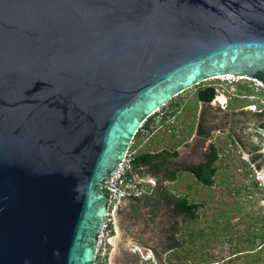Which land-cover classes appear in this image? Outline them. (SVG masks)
I'll return each mask as SVG.
<instances>
[{
  "label": "water",
  "instance_id": "95a60500",
  "mask_svg": "<svg viewBox=\"0 0 264 264\" xmlns=\"http://www.w3.org/2000/svg\"><path fill=\"white\" fill-rule=\"evenodd\" d=\"M224 73L264 84V0H0V264H93L107 181L139 124ZM215 92L196 89L193 135L226 128L264 173V110H221ZM206 141L127 160L154 184L114 197L109 264H137L129 244L166 264L185 198L161 181L198 182Z\"/></svg>",
  "mask_w": 264,
  "mask_h": 264
},
{
  "label": "rangeland",
  "instance_id": "374dc122",
  "mask_svg": "<svg viewBox=\"0 0 264 264\" xmlns=\"http://www.w3.org/2000/svg\"><path fill=\"white\" fill-rule=\"evenodd\" d=\"M209 79L200 81L197 85L190 86L170 98L180 106L183 102H189L191 112L184 111L182 108L181 116L176 112L173 118L168 122H163L152 132L149 130L148 133L133 138L135 146L138 145L136 151L175 150L182 143L188 142L194 127V112H197L198 109V102L193 97L194 88L209 83V81L214 82ZM221 85L213 98L216 101L211 100L213 106L218 108L223 105L226 95L231 97L226 101V105L231 108H239L250 101H253L256 106H260L259 98L255 96L261 98L262 96L257 89L244 85L243 87H246L247 90L239 88V93L247 94L240 98L237 93L235 95L228 91V84ZM248 93L253 96L249 97ZM222 95L224 99H221ZM229 136L228 133H216L212 139V142L220 148V157L216 163L218 173L213 177L214 182L210 188L196 183L190 174L182 171L177 173L174 181L164 184L171 193L186 194L189 201L198 203L195 220H190L183 213H179L173 226L174 230L171 232L177 245L162 252V257L165 258L167 264H177V261H183L185 264H246L244 259H247L248 253H239L234 256L232 253L252 249L257 244L255 241V244L248 246L245 230L252 231L262 223L255 221L254 216L256 213L264 216V192L252 185L255 182L252 170L248 169L247 161L241 159L242 150L239 151L238 144L231 143ZM147 183L150 185L147 186ZM151 184L153 185L154 182L142 180L139 193L149 194ZM108 198L107 192V213L105 215L108 212L111 213L110 237L114 235L112 217L114 199L109 201ZM219 211L224 212L223 217L227 218L229 227L226 230L209 231L208 228L214 227L211 224L221 228L222 218L213 222ZM245 212H250L252 216L246 217ZM127 247L134 249L138 257L137 264H140L142 256L138 249L131 244ZM111 248L112 246L108 243V252ZM259 250L254 251L255 261L264 263V254Z\"/></svg>",
  "mask_w": 264,
  "mask_h": 264
},
{
  "label": "built area",
  "instance_id": "2783aa9c",
  "mask_svg": "<svg viewBox=\"0 0 264 264\" xmlns=\"http://www.w3.org/2000/svg\"><path fill=\"white\" fill-rule=\"evenodd\" d=\"M210 79L214 81L212 85L215 87V90H217L218 87L222 86L221 84H228V88H229L228 91H230L232 94H235V95L237 93V96L239 95L240 98L246 95L243 93H239L240 90L238 88V85L240 86L246 85L248 87H253L257 89L258 91L261 92L262 98L257 97L255 95L254 96L256 98H259L258 99L259 105H260L259 107L264 108V84H262L257 79H254L252 77L245 76V75H233V74H228V73L216 75ZM243 83L245 84L242 85ZM252 96L253 95L249 94V97H252ZM253 106L254 105H250V107H253ZM169 112H170V107L168 106V102H166V103L159 105L156 109H154L148 115L150 116V119H151L150 121L151 124L149 125L150 132H152L153 129H156L161 126L162 119L164 116L166 117V119H164L166 122H168V120L173 118V115H169ZM145 119L139 124L136 130V132H138L140 135L148 133L147 129H145L143 126ZM133 138L134 137H132L130 141V144L128 146V149L125 155L118 162L114 172L111 174V176L109 177L107 181V186L111 187V188H108L109 201H112L115 196H118V193H124L127 195H136L141 191V181L142 180H139L135 176V174L128 175L127 160L129 161V158L132 156V154H134V152L137 150V147H138V145L133 147V145H135ZM241 159H244L245 161H247L248 169L252 170L257 188L259 190L261 189L264 192V174L255 173V171L253 170L252 166L250 165V163L248 162L247 158L245 157L242 151H241ZM110 232H111V213L108 212V214L105 215L102 225L98 233H96V236H95L96 247H95L93 264H109L107 261L108 243L106 242V238L109 237ZM140 261H141L140 264H148V261H149V264H151L150 259L148 257H145V258L141 257Z\"/></svg>",
  "mask_w": 264,
  "mask_h": 264
},
{
  "label": "trees",
  "instance_id": "16d2710c",
  "mask_svg": "<svg viewBox=\"0 0 264 264\" xmlns=\"http://www.w3.org/2000/svg\"><path fill=\"white\" fill-rule=\"evenodd\" d=\"M242 88V89H245L247 90V88L243 87V86H240L238 85V88ZM197 88H200L201 90H204V88H211L213 90H215V87L212 85V84H208V85H205V86H199V87H196L194 88V99L197 101V96H196V89ZM216 91V90H215ZM247 92V91H246ZM216 92L214 93L213 97L215 96ZM247 94V93H245ZM249 94V93H248ZM212 97V98H213ZM168 106L170 107V112H169V115H173L175 116V113L177 112V110L180 108V105L177 103V102H173V100H168ZM164 119H166V117L164 116L163 119H162V124L163 122L165 121ZM151 119H150V116L146 117L145 121H144V128L147 129V131L150 130V127L149 125L151 124L150 123ZM165 124V123H164ZM230 136H229V141L233 144H237V142L235 141V139L233 138L232 134L230 132H227ZM138 135H140L138 132L135 133V135L133 136L134 138L135 137H138ZM210 144L212 145V147L214 148V151H215V156L214 158L212 159V161L210 162V164L208 165V167L206 168V170L204 171L203 175L201 176V178L199 179V181L197 182V180L194 178V176L192 175V173H190L189 171H184V170H175L174 173H173V176L175 178H173L171 181H174L177 177V173L179 171H182V172H185V173H188L191 175V177L195 180L196 183L200 184L201 186L203 187H206V188H210L212 185H213V177L218 173V168H217V165L216 163L218 162L219 160V157H220V148L219 146H217L216 144L210 142ZM135 146V145H134ZM162 149H158V150H155V151H150V150H145V151H135L134 154H132V156L129 158V161L132 160L133 158H135L136 156H139V155H142V154H154L158 151H160ZM166 150L167 152L171 153L173 150H167V149H164ZM239 151H241L240 147H239ZM130 174H134L130 169H128V175ZM167 181V180H166ZM150 184L147 183V186H149ZM255 188H257L256 186V183L254 182L252 184ZM152 186L150 187V190L152 189ZM258 189V188H257ZM259 190V189H258ZM170 192V191H169ZM173 197H176L178 195H181L182 197L185 198V204L182 208L181 211H183L184 215L190 219V220H195L196 219V216H195V212L197 210V207H198V203L197 202H194V201H189L186 194H174L172 193ZM246 215V217H250L252 216V214L250 212H245L244 213ZM224 215V212L222 211H219L217 216L213 219V222L215 220H218L219 218H222L223 220V223H222V226L220 228V226H216L214 224H211L213 225L214 227L212 228H208L209 231L211 230H226L229 225H228V220L226 217H223ZM256 216V217H255ZM254 216V220L255 221H261L262 223L259 224L258 228H254V230L252 231H249V230H245L246 232V243L249 245H252V243L255 244V241L257 242L256 246L254 245V247H256L259 251H262L263 254H264V216L263 215H260L259 213H256V215ZM255 223V222H254ZM174 230V228L172 229V231ZM176 246V245H175ZM175 246L171 247V248H174ZM256 249V250H257ZM177 264H185L183 261H177Z\"/></svg>",
  "mask_w": 264,
  "mask_h": 264
},
{
  "label": "flooded vegetation",
  "instance_id": "af4514ba",
  "mask_svg": "<svg viewBox=\"0 0 264 264\" xmlns=\"http://www.w3.org/2000/svg\"><path fill=\"white\" fill-rule=\"evenodd\" d=\"M207 79H205V80H203V81H206ZM208 84H213V83H211V81H209V83L207 82L206 84H203L202 86H205V85H208ZM197 85V84H196ZM196 87H199V86H196ZM195 87V88H196ZM214 98V97H213ZM212 98V99H213ZM227 98L228 99H230L231 97L229 96V95H226V100H225V102H224V104L223 105H220V106H218V108L219 109H221V110H233V109H235V108H231V107H228L227 105H226V101H227ZM211 99V100H212ZM221 99H224V97H223V95H222V98ZM213 101H216V99H213ZM198 102V101H197ZM184 104V105H183ZM183 104L180 106V108L177 110V112L179 113V115L181 116V109L183 108L184 109V111H187V112H191V107H190V104H189V102H183ZM250 105H254L253 107H250ZM239 108H246V109H248L249 111H252V112H259V111H262V110H264V108H262V107H259V106H256L255 104H254V102L253 101H250V102H248V103H246V104H244V105H242V106H240ZM188 109H189V111H188ZM237 109V108H236ZM198 110V109H197ZM180 116H178L179 118H180ZM194 116H195V118H194V123H193V126H195V122H196V116H197V112H194ZM193 130H194V127H193ZM227 132H229V130H227L226 128H221V129H216V131L207 139V141H206V143H210V142H212V139L214 138V136H215V134L216 133H227ZM191 136H194V137H197V138H202V139H204V140H206V138H203V137H200V136H196V135H193V131H192V134H190V136H189V138H191ZM188 138V139H189ZM213 143V142H212ZM166 182H170V181H166V180H163V181H161V187L165 190V191H169L166 187H165V183ZM163 183V184H162ZM147 195H149V194H147ZM131 196H133V195H131ZM181 213H183V211H180ZM184 214V213H183ZM174 228V227H173ZM252 244H254V243H252ZM257 248L256 247H254V248H252V249H247V250H243V251H236V252H233L232 253V256H234V255H238L239 253H248V257H247V259L245 258L244 259V261H246V264H264V263H261V262H256L255 261V254H254V251L256 250ZM164 260H165V258H164ZM166 262V261H165ZM166 264H167V262H166Z\"/></svg>",
  "mask_w": 264,
  "mask_h": 264
},
{
  "label": "crops",
  "instance_id": "0c3cea01",
  "mask_svg": "<svg viewBox=\"0 0 264 264\" xmlns=\"http://www.w3.org/2000/svg\"><path fill=\"white\" fill-rule=\"evenodd\" d=\"M137 143H138V141H137ZM133 147H134V145H133ZM152 185V184H151Z\"/></svg>",
  "mask_w": 264,
  "mask_h": 264
},
{
  "label": "bare ground",
  "instance_id": "6f19581e",
  "mask_svg": "<svg viewBox=\"0 0 264 264\" xmlns=\"http://www.w3.org/2000/svg\"><path fill=\"white\" fill-rule=\"evenodd\" d=\"M264 174V173H263Z\"/></svg>",
  "mask_w": 264,
  "mask_h": 264
}]
</instances>
